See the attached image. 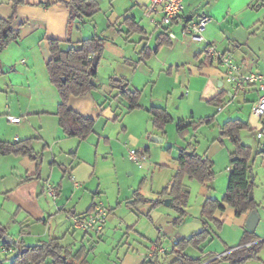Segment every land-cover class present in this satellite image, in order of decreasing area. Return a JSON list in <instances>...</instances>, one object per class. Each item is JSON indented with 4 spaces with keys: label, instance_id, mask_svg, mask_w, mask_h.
<instances>
[{
    "label": "crops",
    "instance_id": "crops-1",
    "mask_svg": "<svg viewBox=\"0 0 264 264\" xmlns=\"http://www.w3.org/2000/svg\"><path fill=\"white\" fill-rule=\"evenodd\" d=\"M64 1L69 0H25L20 4L14 22L19 30V38L0 54L3 68V73L0 74V140L15 142L30 138L34 149L33 155L0 153V213L4 214V217H0V223L7 228V235L13 242H17L11 251L0 254V264H11L23 246L35 245L50 238H60L62 244L67 245L73 254L83 249L89 264H164L167 255H159L155 259L147 257L150 242H157V239L161 244L170 240L176 242L203 228L198 215L188 214L178 227L171 228V238H167L166 235L169 234L163 232V227L172 226V217L165 223H157L155 211L149 209V206H123L124 202L133 199L136 188L131 194L123 189L117 170L119 159L115 140L106 130L107 124H116L119 118L117 108L108 101L109 96L122 95L121 91L126 87L142 93V82L149 81L156 75L160 78L164 71L171 73L174 68L184 82L188 79L185 65L194 66L193 70H188L197 75L198 90L203 99L212 102L216 96L221 95V101L229 99L230 104L238 103L235 110L218 122L220 133L204 151H199L200 145H196L194 141L189 142L196 152L207 156L214 163L216 178L211 187L207 186L204 200L207 197L221 200L229 185L230 152L234 147L228 137L220 135L223 124L230 119L248 123L250 127L242 129L240 134L242 142L250 146L253 152L250 159L254 174L253 194L260 214V221L254 232L263 241L264 118L256 119L251 113L260 90L257 85L252 84L236 89L226 82L224 68L216 60L202 66L200 64L207 56L206 46L215 43L219 50L231 53L233 59L242 64L244 69L264 73V0H183L184 9L180 19L169 26L154 24V21L161 20L163 13L160 9L151 15L148 13L151 0H98L100 11L83 24L77 21L71 27L70 10ZM12 14L11 0H0V18H7ZM204 15H209L212 20L202 32L200 40L183 34L185 23L197 22ZM127 16L134 18L137 27L143 31L133 32L135 27L123 22ZM164 30L171 43L158 47V35ZM93 35L106 38L105 49L98 63L96 81L98 80L99 87L85 95L71 96L68 100L70 108L95 120L94 131L81 140L63 133L56 114L61 97L50 79L47 64L51 58L50 40H61V47L68 49L78 46L82 39ZM143 47L149 50V54L140 60ZM190 77L193 78V75ZM120 82L126 83L122 89L115 85ZM102 84H108V90ZM187 94L188 90L181 96ZM157 104L152 102L151 106H144V110L148 112L152 106L165 108ZM220 108L222 111L223 107L219 106ZM215 114L212 112L198 119L209 123L215 118ZM148 115V119L146 114L140 115L137 124L143 121L144 124H149V112ZM9 116L20 117V121L11 122ZM207 118L209 122L206 121ZM103 124H106L104 129ZM124 129L128 131L129 127L124 126ZM259 132L261 137L258 136ZM168 147L171 148L167 150ZM184 147L187 146H179L173 151L172 145H164L160 164L171 166L177 171L179 164L176 158ZM137 151L139 162L131 158L130 152L129 156L138 167V178H145L153 165L152 151L147 143L144 149ZM109 158L113 168L103 171L102 165ZM48 182L57 190L55 199L47 193ZM186 188L190 190L189 187ZM98 201L109 208L103 230L84 232L77 229L74 217L85 215ZM147 209L154 227L149 222L148 226L140 227L144 225L141 215ZM157 213L164 215L163 212ZM249 213L236 215L234 208L220 202L215 217L223 222V229L222 234L218 232L214 239L220 237L219 240L225 247L210 253L225 254L227 246L239 244ZM13 221L14 228L19 226L16 235L8 227V222ZM197 221H201V227L193 229L199 226ZM133 234L140 239L132 240ZM106 237L114 240L115 244L110 248H100V243ZM145 238L149 241L146 242ZM205 244L202 251L196 249L199 251V256L196 257L207 259V262L211 255L207 253ZM172 255L175 256L174 253ZM259 262L264 264V250ZM41 264L51 263L47 260Z\"/></svg>",
    "mask_w": 264,
    "mask_h": 264
},
{
    "label": "trees",
    "instance_id": "trees-1",
    "mask_svg": "<svg viewBox=\"0 0 264 264\" xmlns=\"http://www.w3.org/2000/svg\"><path fill=\"white\" fill-rule=\"evenodd\" d=\"M63 1V0H60ZM13 4V14L7 18H0V54L13 41L19 38V30L14 26L17 8L25 0H11ZM70 10L69 26L75 22L83 24L85 20L93 17L100 11L98 0H69L64 1ZM123 22L132 24L135 28L133 32H142L137 27L134 18L127 16ZM132 30L129 31L131 33ZM158 47L169 45L171 42L166 31L158 35ZM61 40H50L51 58L47 64L48 72L52 83L57 87L61 102L57 107L56 114L59 118V124L63 133L69 137H77L81 140L86 139L94 131L95 120L91 117L83 116L68 105L71 96L85 95L99 87L96 81L98 76V66H94L93 58L102 56L106 38L93 35L82 39L78 46H71L68 49L61 47ZM140 60L146 58L149 50L143 47L140 51ZM211 58H206L201 62V66L206 63H212ZM3 68L0 62V74ZM121 94L128 100V109L130 111L141 107V92L131 90L127 87L121 91ZM221 95L216 96L212 102H220ZM152 123L160 131H164L166 124L173 118L171 114L163 107L152 106L149 108ZM206 121H210L208 118ZM192 122L179 120L177 130L180 134L186 133ZM248 123L240 119H230L222 126L221 135L228 137L234 147L230 152L229 185L222 199L207 197L203 201L200 218L203 228L189 237H183L177 240L173 253L175 256L169 264H245L250 260H260L261 250L264 248V240L260 241L254 231L245 229L241 240L236 246H227L226 253L221 258H214L212 254L209 261L193 256L189 249H198L202 251L205 243L211 242L214 236L218 234L223 222L215 217L220 202H224L234 208L236 215L249 213L257 209L258 203L255 198L250 199V192L254 190V181H251L252 166L250 159L252 157V148L245 145L241 139V130L249 128ZM171 147H168L169 150ZM148 151V148H146ZM0 153L2 155H33L34 149L30 138L15 142L0 140ZM179 169L173 176L170 184L163 190L172 198L171 205L178 211V216L173 220L175 225L181 223L187 213L185 207L188 204L190 190L185 186L184 179L187 176L201 184L211 187L215 179L213 161L205 155H201L194 149L193 145L182 148L176 158ZM139 189L134 191V197L127 204L132 207H138L141 203L148 202ZM7 228L0 223V241H4L7 235ZM5 244L12 247L17 242ZM50 260L51 264H89L85 257L83 249L72 253L71 249L62 244L60 238H50L35 245L23 246V248L14 256L11 264H41Z\"/></svg>",
    "mask_w": 264,
    "mask_h": 264
},
{
    "label": "rangeland",
    "instance_id": "rangeland-1",
    "mask_svg": "<svg viewBox=\"0 0 264 264\" xmlns=\"http://www.w3.org/2000/svg\"><path fill=\"white\" fill-rule=\"evenodd\" d=\"M185 67L187 68L188 79H185L184 82L182 76L177 73L176 68H174L171 73L164 71L160 78L156 75L149 81L145 80L142 83L140 82V89L142 90L140 103L143 105L142 108L139 107L128 112V100L124 96L118 95L113 97V95H111L108 97V101L113 103L114 107L117 108V112L119 115L118 120H116V124H107L108 128L106 130H108V132L110 133L111 138L115 140V146L118 153L117 158L119 159L117 170L121 179V185L123 189L128 191L130 194L133 189H139L140 193L149 200L148 202L141 203L140 205L146 207L149 206V209L151 208L153 211H155L154 218L157 223H165L166 220L168 221V219L172 217V226L170 225L169 228L164 225L163 227V232H167L169 234L166 235L167 238H171L170 235L171 232H173L171 231V228L173 226L178 227L185 219L178 225H175L173 220L176 216H178V211L171 204L167 205L165 202L166 200L172 198L169 196V194L164 193L163 190L170 184L174 174L176 173V170H174V168H172L171 166L160 164L161 156L163 153V146L172 145L173 151H176L177 147L182 145L188 146L190 141H194L196 145H200L199 151H204L207 145L211 143L213 138L217 137V135H219L220 133V124H218V122H221L220 120L223 117H226L231 111L235 110V106H237L238 104H230L229 99L223 100L221 102H210L207 99H203L202 94L198 90L199 84L197 81V75H195V73L193 72L189 73L188 70L189 68H192L193 70L194 66L190 67L189 65H185ZM192 75L193 78L190 77ZM115 85L119 89H122L126 86V83L120 82L119 84L116 83ZM108 86V84H102V87L105 90H108ZM153 87H155V89H153ZM187 90L188 94L182 97L181 94L186 92ZM152 102L165 106V108H167L168 112L173 118L166 124L164 131H160L159 129H157L150 119L149 124H144V121L143 123L141 122V124H137V120L138 118H140V115L146 114L147 119L149 118L148 112L144 110V106L149 107L151 106ZM219 106L223 107L222 111V108L219 109ZM212 112L216 114L215 118H213L211 122H200L201 117L208 114L210 115ZM179 119L193 121L192 124L188 127V131H186V133L184 134H180L177 130V121ZM105 125L106 124H103L102 129L105 128ZM124 126H128L129 130L127 131V129H124ZM158 133H161V135H159ZM155 136L162 137L163 141H155L153 139V137ZM146 143L149 144L152 151L151 161L153 165L147 177L138 178V167L130 158L129 152L131 149H144ZM107 168H113L111 158H109V160L102 165L103 171L107 170ZM184 183L185 186L189 187L190 189L188 204L185 207L187 213L186 217L188 216V214H192L193 216L198 215L199 218L204 201V194L208 191V187L207 185L201 184L196 180H192L187 176L184 179ZM197 188H199V190ZM123 206L129 207V204L124 202ZM157 212H163L164 215H161ZM147 213L148 209L145 214L141 215L142 223L144 225H140V227H145L146 225L148 226V222L151 226H153V224L151 223V218L147 215ZM3 215L4 214L0 213V217H4ZM14 224V221L8 222V227L9 229H12L11 233L16 235L19 226L17 225L14 228ZM197 224L199 226L193 229H199L201 227V221H197ZM167 229L170 231H167ZM222 229L223 225L220 229L218 228V232L220 234H222ZM224 230H227V227H224ZM118 237L120 238V236ZM132 237V240L134 238L140 239L134 234L132 235ZM162 238H164L163 240H165L164 235ZM219 238L220 237H215L213 241L205 244L207 253L215 251V249L220 251L225 247L224 243L220 241ZM145 240L146 242L149 241L146 238ZM156 241L159 242L158 239ZM154 242H150L149 244H152ZM114 244V240H110V238L108 239L106 237V239L102 241V243H100L101 247H99L102 248L103 246H107L108 248H110ZM174 244L175 240L162 242V245L168 248V253L166 254L167 258L164 264H168L169 261L173 259L174 255H172V249L174 248ZM263 250L264 248L261 250L260 255L262 254ZM189 252L193 256H199V251L196 249H189ZM212 253H210V255H212ZM259 263V260H251L246 262L245 264Z\"/></svg>",
    "mask_w": 264,
    "mask_h": 264
},
{
    "label": "built area",
    "instance_id": "built-area-1",
    "mask_svg": "<svg viewBox=\"0 0 264 264\" xmlns=\"http://www.w3.org/2000/svg\"><path fill=\"white\" fill-rule=\"evenodd\" d=\"M158 9L161 10L163 16L160 21H154L157 26H169L180 19L184 9L183 0H151L148 8V13L151 15ZM212 18L209 15H204L199 18L197 22L185 23L183 34L191 36L194 39L200 40L202 32L206 26L211 22ZM174 37L172 33H169ZM207 56L216 60L223 68L225 73L226 82L234 86L236 89H243L246 85H257L260 90V95L256 103L252 107V115L256 119L264 118V73H256L244 69L242 64L237 63L232 54L218 49L217 44H208L205 48ZM9 121L19 122L20 117L9 116ZM261 133L258 136L261 137ZM131 158L139 162V155L137 150H130ZM47 193L50 197L55 199L57 197V190L55 186L48 182L46 184ZM109 214V208L103 202H95L93 208L85 215L74 217V226L84 232L96 231L101 232L105 226L106 219ZM177 242V241H176ZM175 242V244H176ZM174 244V246H175ZM12 250V247L5 243L0 242V254L7 253ZM168 248L164 247L161 243L154 242L149 246L147 257L151 259L157 258L159 255H166ZM224 254L216 255L214 258H221ZM205 264V263H203Z\"/></svg>",
    "mask_w": 264,
    "mask_h": 264
},
{
    "label": "water",
    "instance_id": "water-1",
    "mask_svg": "<svg viewBox=\"0 0 264 264\" xmlns=\"http://www.w3.org/2000/svg\"><path fill=\"white\" fill-rule=\"evenodd\" d=\"M99 59H100L99 56H95L93 58L94 66H98ZM153 139L155 141H157V142H162L163 141V138L162 137H158V136L153 137ZM263 151H264V148H263ZM251 181L252 182L254 181V174L252 172H251ZM249 195H250V199L254 198L253 191H251ZM171 201H172L171 199H168L165 202H166L167 205H170ZM259 221H260V214H259L257 209H253L248 215V218H247V221H246V224H245L246 229H248L250 231H255ZM4 240L9 242V243H13V239L10 236H8V235L4 236Z\"/></svg>",
    "mask_w": 264,
    "mask_h": 264
}]
</instances>
